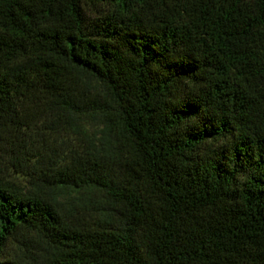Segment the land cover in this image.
<instances>
[{
    "label": "trees",
    "instance_id": "1",
    "mask_svg": "<svg viewBox=\"0 0 264 264\" xmlns=\"http://www.w3.org/2000/svg\"><path fill=\"white\" fill-rule=\"evenodd\" d=\"M40 106L100 114L99 147L0 182V264H264V0H0L11 155ZM16 235L36 248L5 257Z\"/></svg>",
    "mask_w": 264,
    "mask_h": 264
},
{
    "label": "rangeland",
    "instance_id": "2",
    "mask_svg": "<svg viewBox=\"0 0 264 264\" xmlns=\"http://www.w3.org/2000/svg\"><path fill=\"white\" fill-rule=\"evenodd\" d=\"M71 74L78 80L79 85L84 82L89 83L93 92L105 97L106 90L100 83H95L91 78L74 69ZM26 120V127L22 129L27 155L18 157L11 155L8 142L4 140L0 143L2 147L0 182L17 196L31 192L36 184L49 180L39 173L40 169L49 167L55 170L71 163L76 154L98 149L104 121L97 113L81 114L64 109L49 110L45 106L34 110ZM38 153L43 155L42 161L35 158V156L38 158ZM100 196L101 194L94 191L72 189L61 199L60 206L65 208L71 206L78 212V216L84 219L96 208V204L102 198ZM25 239L20 235L10 239L5 247L4 256L20 255L25 249L24 244L27 250L34 251L36 245L33 242H27L28 245L23 244Z\"/></svg>",
    "mask_w": 264,
    "mask_h": 264
}]
</instances>
